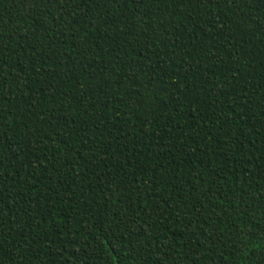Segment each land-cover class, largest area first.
I'll return each mask as SVG.
<instances>
[{"label": "trees", "instance_id": "obj_1", "mask_svg": "<svg viewBox=\"0 0 264 264\" xmlns=\"http://www.w3.org/2000/svg\"><path fill=\"white\" fill-rule=\"evenodd\" d=\"M0 250L264 264V0H0Z\"/></svg>", "mask_w": 264, "mask_h": 264}, {"label": "snow or ice", "instance_id": "obj_2", "mask_svg": "<svg viewBox=\"0 0 264 264\" xmlns=\"http://www.w3.org/2000/svg\"><path fill=\"white\" fill-rule=\"evenodd\" d=\"M77 2H78V0H61V3H67V4H69V6H71L72 4H75ZM133 2H135L137 5H139V3L142 2V0H129V4H131ZM4 255H5V252L3 250H0V257H3Z\"/></svg>", "mask_w": 264, "mask_h": 264}]
</instances>
